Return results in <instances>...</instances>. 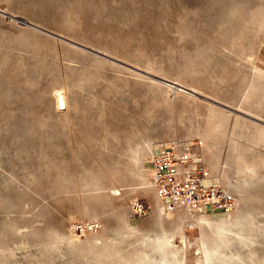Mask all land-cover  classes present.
<instances>
[{"label":"rangeland","instance_id":"1","mask_svg":"<svg viewBox=\"0 0 264 264\" xmlns=\"http://www.w3.org/2000/svg\"><path fill=\"white\" fill-rule=\"evenodd\" d=\"M263 45L264 0H0V264H206L213 247L211 264H264ZM174 140L203 143L234 196L206 207L219 231L164 210L148 144Z\"/></svg>","mask_w":264,"mask_h":264},{"label":"built area","instance_id":"2","mask_svg":"<svg viewBox=\"0 0 264 264\" xmlns=\"http://www.w3.org/2000/svg\"><path fill=\"white\" fill-rule=\"evenodd\" d=\"M149 178L168 210L185 208L188 212L205 214L222 209L226 214L236 207L231 191L209 174L200 145L191 140H174L169 146L153 148ZM210 181L209 186H204ZM140 212L144 211L138 204Z\"/></svg>","mask_w":264,"mask_h":264},{"label":"bare ground","instance_id":"3","mask_svg":"<svg viewBox=\"0 0 264 264\" xmlns=\"http://www.w3.org/2000/svg\"><path fill=\"white\" fill-rule=\"evenodd\" d=\"M257 68V67H256ZM257 71H260V72H262L259 68H257ZM175 82H174V85H178V84H180L181 82H179V81H177V80H174ZM261 87V86H260ZM180 88V87H179ZM263 89H264V87H262ZM182 90V89H181ZM182 91H185V92H187L188 90L187 89H185V90H182ZM189 92V91H188ZM190 93V92H189ZM262 98H264V97H262ZM57 99H58V105H59V107H64V106H66V104H67V101H66V98H65V96L62 94V93H58V95H57ZM263 132V131H262ZM262 137H264V136H262ZM261 137V139H263ZM166 146H169L170 144H171V142H169V141H167V142H165L164 143ZM202 145H200L201 146V148H203V143H201ZM154 145L152 144V143H149L148 144V148H150V154L152 153V151H153V147ZM206 161V160H205ZM150 163V162H149ZM150 168V167H149ZM221 170V169H220ZM210 174V173H209ZM211 175V174H210ZM213 176V175H212ZM213 177H215L216 179H219V177L218 176H213ZM163 207H164V210L168 213H171V212H173V211H175V210H168L167 208H166V206L164 205V203H163ZM179 209V208H178ZM185 209V208H184ZM235 209V208H234ZM234 209L232 210V211H234ZM177 210V209H176ZM232 211H230V212H232ZM188 212V211H187ZM189 214H198V213H194V212H188ZM228 216H230V214L228 215ZM211 218V217H210ZM207 215H205V214H199L198 215V218H197V220L199 221V222H201L203 225H205V226H208V228L209 227H212V229H214V228H218L217 230L219 231V226L220 225H224V224H228L229 222H231L232 223V221L231 220H229L228 218H226V217H224V218H221V219H218V220H214V219H210ZM218 225V226H217ZM224 226H226V225H224ZM223 226V227H224ZM228 226V225H227ZM230 226V225H229ZM231 228V227H230ZM226 234V233H225ZM227 237V236H226ZM219 238H220V236H219ZM223 238V237H222ZM222 238H220V239H222ZM224 239H227V238H223V241H224ZM164 241V240H163ZM169 239L167 238L166 239V244L167 243H169ZM226 241V240H225ZM228 241V240H227ZM226 241V242H227ZM164 243V242H163ZM225 243V242H224ZM170 244V243H169ZM217 245V244H216ZM167 246H168V244H167ZM221 247V246H220ZM218 249V248H217ZM217 249H215L214 247L211 249V248H209L208 250H207V256H206V264H211V261H212V259H213V255H214V251L215 250H217ZM218 251V250H217ZM223 260V259H222ZM225 261V260H224Z\"/></svg>","mask_w":264,"mask_h":264},{"label":"crops","instance_id":"4","mask_svg":"<svg viewBox=\"0 0 264 264\" xmlns=\"http://www.w3.org/2000/svg\"><path fill=\"white\" fill-rule=\"evenodd\" d=\"M258 65L261 66L262 68H264V45H263L262 49L260 50ZM262 72L264 73V71H262Z\"/></svg>","mask_w":264,"mask_h":264}]
</instances>
